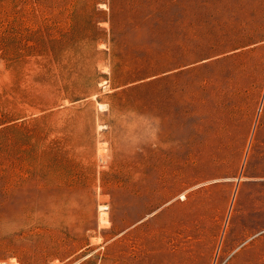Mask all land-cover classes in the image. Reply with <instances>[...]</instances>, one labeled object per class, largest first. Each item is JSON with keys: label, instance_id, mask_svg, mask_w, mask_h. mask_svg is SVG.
Here are the masks:
<instances>
[{"label": "rangeland", "instance_id": "obj_1", "mask_svg": "<svg viewBox=\"0 0 264 264\" xmlns=\"http://www.w3.org/2000/svg\"><path fill=\"white\" fill-rule=\"evenodd\" d=\"M0 264H264V0H0Z\"/></svg>", "mask_w": 264, "mask_h": 264}, {"label": "bare ground", "instance_id": "obj_2", "mask_svg": "<svg viewBox=\"0 0 264 264\" xmlns=\"http://www.w3.org/2000/svg\"><path fill=\"white\" fill-rule=\"evenodd\" d=\"M103 208H105V207H102V209H103ZM102 214L105 215L104 212H102ZM102 219H103V217H102Z\"/></svg>", "mask_w": 264, "mask_h": 264}]
</instances>
